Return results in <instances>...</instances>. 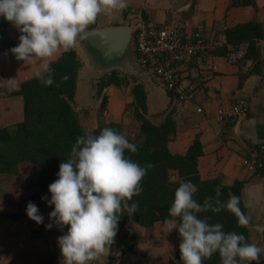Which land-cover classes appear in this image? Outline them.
<instances>
[{
  "label": "crops",
  "instance_id": "obj_1",
  "mask_svg": "<svg viewBox=\"0 0 264 264\" xmlns=\"http://www.w3.org/2000/svg\"><path fill=\"white\" fill-rule=\"evenodd\" d=\"M141 20L153 21L163 27L177 25L189 32L200 31L216 45L213 56L207 61L193 58L179 65L186 83L196 87L197 93L193 102L179 103L173 94L167 92L165 87L146 71L145 79L139 83L147 93V103L151 113L155 110L162 113L166 111L164 113L166 116L174 112L176 131L172 134L169 143V149L173 154H186L198 138L203 146V155L199 158L201 178L203 180L222 178L227 185L235 181L243 183V201L251 217L248 225L250 240L251 243L264 249V170L252 173L242 163L243 158L249 156L253 148L264 146V0H256V5L249 6L237 5L235 0H127L125 9L112 14L102 13L94 24L95 29L111 26H129L134 29ZM249 23L261 25L263 36L260 39L254 38L257 59L248 58L250 52L247 40L233 35L232 43L227 37L228 31H234L238 26ZM258 33L259 31L253 30L250 34L251 37H256ZM72 48L76 50L82 68L85 62L84 55L81 53L80 57L78 50H82L89 58L92 57L95 62L97 57L98 62H103L107 67L105 71L110 67V64L106 63L84 38L77 39ZM67 51L63 49L58 51L51 58V62L58 60ZM124 57L125 55L112 62H123ZM137 65L140 67V64ZM37 72L44 74L39 62L26 65L22 61H17L8 51L0 53L1 86L5 85L11 90H16V87L9 86H20L24 81L36 77ZM81 74L82 70L78 82ZM116 91L117 89L111 86L105 89L109 98L108 108L112 121L123 120L125 111L123 106L134 101L133 96L125 98L126 100L124 98L113 100L110 93L114 94ZM78 94L80 95V91ZM240 98L248 103V118H229L218 122V111L230 110ZM9 99L14 100H0V103H4L5 107L9 108L4 114L0 105V118L5 119V125L9 123L10 116L18 117L19 122L24 117L22 99L16 97ZM150 100H153L152 104H154L151 108ZM16 104L19 108L15 107ZM199 109L202 111L199 112ZM30 190L38 194L40 187L35 186ZM38 209L44 217L43 223L39 225L31 220L26 212L15 218L0 217V264H49V262L63 264L58 243H50L43 231L49 224L51 210ZM55 227L57 226L53 224L52 228ZM54 231L58 233L57 230ZM36 232H42L43 236L36 239L33 236ZM170 232L171 239L176 240L173 242L179 243L178 223L177 228H170ZM36 242L41 243L39 244L41 246L35 245ZM176 244L174 251L179 250V244ZM143 248L138 238V245L133 253L124 257L121 264H165L162 259H167V256L166 258L162 256L161 262H157L153 259L155 258L153 255L149 253L143 255ZM105 255L106 253L93 264H103ZM260 257H264V252ZM111 264L115 263L111 262Z\"/></svg>",
  "mask_w": 264,
  "mask_h": 264
},
{
  "label": "clouds",
  "instance_id": "obj_2",
  "mask_svg": "<svg viewBox=\"0 0 264 264\" xmlns=\"http://www.w3.org/2000/svg\"><path fill=\"white\" fill-rule=\"evenodd\" d=\"M126 7L127 0H0V17L20 32L18 45L8 52L26 65L39 62L44 74L37 72L36 77L42 85L51 86V58L61 49L74 47L101 13L112 14ZM126 150L138 151L116 129L105 127L98 135L86 131L76 138L69 158L59 166L58 179L49 185L51 198L41 197L49 206L54 205L50 220L58 227L67 226V232L57 238L63 264L98 261L114 243L120 218L138 211V202L130 201L143 192L142 181L155 165L141 166L126 157ZM196 191L190 180L182 181L168 209L170 219L165 221L177 228L179 220L183 264H203L214 254H219L220 264H259L264 249L248 243L242 233L225 232L222 224H209L197 216L202 211L226 210L236 216L238 226H246L251 217L241 211L239 197L230 195L213 206L212 196L205 197L203 204L197 202ZM216 195L222 193L217 191ZM26 214L38 225L44 221L31 201ZM52 227L53 223L46 225L48 230Z\"/></svg>",
  "mask_w": 264,
  "mask_h": 264
},
{
  "label": "trees",
  "instance_id": "obj_3",
  "mask_svg": "<svg viewBox=\"0 0 264 264\" xmlns=\"http://www.w3.org/2000/svg\"><path fill=\"white\" fill-rule=\"evenodd\" d=\"M237 5H256V0H235ZM12 24L0 17V53L8 51L18 45L19 39L10 35ZM95 24L89 25L87 30L95 29ZM257 30L256 37H251V31ZM240 36L249 42V52L252 59H257L255 39L261 38V25L249 23L238 26L234 31H228V40L233 43L232 36ZM255 38V39H254ZM242 40V39H241ZM54 69V83L51 86H44L37 77H33L20 84L17 90L0 85V100L8 97L22 99L23 120L11 128L0 126V176L9 177L20 174V166L24 163H32L38 167L37 181H33L28 188L40 187L39 193L32 196L30 201L38 208H50L46 200L41 197L51 198L49 185L58 179L57 173L62 162L69 158L72 146L78 136L90 131L98 135L105 127L113 128L122 133L123 127L115 122H107L104 119V112L108 109L109 98L103 95L106 88L123 86L122 80L116 71L107 74L98 81L97 97L102 98L99 106V126L95 130H89L80 119L75 104L78 96V79L82 62L74 48L63 53L56 61L51 62ZM67 77V79H63ZM169 92V91H167ZM171 93V92H169ZM134 97V118L140 124V133L137 137H127L130 143L137 146L138 151L125 152L126 157L145 166L149 163L155 167L148 170L142 181L143 192L134 196L132 202H138V211L131 217L125 213L119 221L117 235L109 250L117 248L120 258L133 253L138 245V236L129 232L128 225L134 222L142 228H151L155 223L166 221L168 209L174 199V193L182 181L190 180L196 185L197 191L194 198L203 204L205 197L212 196L211 203L216 206V201H227L230 195L239 197V207L245 216H250L243 201V183L235 181L231 185L223 182L222 178L203 180L199 172V158L203 155V146L197 138L190 146L186 154H173L169 149L171 136L176 131L174 112L167 114L164 120H152L149 114L147 93L140 83L132 88ZM172 94V93H171ZM103 95V96H102ZM173 97V95H172ZM166 112V111H165ZM163 112L162 114H164ZM151 117V118H150ZM220 191L222 195L217 196ZM1 192V186H0ZM198 218L205 219L209 224L220 223L224 226L225 232L235 231L242 233L248 243L250 240L249 224L238 226L236 216L226 210L219 213L202 211L197 213ZM14 217L11 212H4L1 218ZM54 223V221H49ZM179 225V220H177ZM125 232V233H124ZM122 233V234H121ZM122 236L120 239L119 237ZM180 236V235H179ZM180 240L182 238L180 237ZM119 244V245H118ZM117 246V247H116ZM173 259L178 264L180 260L179 250L173 254ZM245 261L242 264H247ZM49 264H53L52 262ZM203 264H220L219 254H214L211 259H206ZM256 264V262H251ZM259 264H264V257H260Z\"/></svg>",
  "mask_w": 264,
  "mask_h": 264
},
{
  "label": "rangeland",
  "instance_id": "obj_4",
  "mask_svg": "<svg viewBox=\"0 0 264 264\" xmlns=\"http://www.w3.org/2000/svg\"><path fill=\"white\" fill-rule=\"evenodd\" d=\"M10 35H12L15 38L19 37L20 35L19 32L13 27V25L10 28ZM80 38L82 39L83 36H79L77 39H80ZM133 48H134V43H132L129 53L125 55L124 57L125 61L112 63L111 66L107 69V71H105L107 67L103 65L104 64L103 62H98L97 57H95V60H96L95 62L92 57L89 58L88 56H86L85 55L86 53L84 54L83 51L79 48L81 50V51L78 50L79 55L80 57H81V53L84 55L85 62H83L84 68L81 67L80 69V71L82 70V74H81L80 82H78V89L80 88V90L78 91H80V95L78 94V96L76 97L75 104L73 105L76 111L83 113V114L79 113L80 119L84 125L86 122L85 127H87L89 130H95L99 126L100 117H99L98 109L101 104L102 98L97 97V93H98L97 83L102 77L106 76L107 74H110L113 71H116L117 75L121 79H123L122 80L123 86L121 88H118L116 86H111L117 89L116 93L114 94L110 93V97L115 101H118L123 98L127 99L128 97L132 96L131 94L132 88L136 86L140 81L145 79L146 70H144L143 68L140 69L141 66L139 67L137 65L140 63H139L137 56L135 55V51ZM71 49H69L68 51H70ZM0 83H2V81ZM2 86L6 87L5 85H2ZM9 87L10 88L16 87L17 89L19 88V86H14V85L12 86L10 85ZM103 95H106L105 90L103 92ZM9 98H13V97H8V98L6 97L4 98V100L5 101L14 100V99H9ZM149 103H150V108H151V105H154L152 104L153 100H150ZM0 105H1L2 112L6 114L9 111V108L7 106L5 107V104L2 102L0 103ZM15 107L19 108V105L16 104ZM91 109L95 110V113H96L93 115V117L90 112ZM123 109L125 110L123 114V118H122L123 120L112 121L113 118H111L110 116L109 108L107 109L106 112H104V119L106 118L108 120L107 122H115L117 124H120L123 127V130H122L123 135H125L126 137L135 138L140 133V124L134 118V106L132 103H126L125 106H123ZM148 109H149V106H148ZM85 110L86 111L88 110L90 113L87 114L88 112H86ZM19 114H15V115L19 116ZM149 115L155 116L153 118L150 117L154 121L155 120L162 121L164 120V117H165V115L162 114V112L156 111V110L152 113L149 111V114L147 115V117H149ZM17 119L18 117L14 115L10 116L8 119L9 123L5 125V119L1 117L0 126L11 128L15 124L19 123ZM93 119L95 121H93ZM14 121H17V122L14 123ZM242 163H243V160H242ZM38 171L39 169L38 167H36V165L32 163H24L20 166V174L18 176H14V177H9L6 175L0 176V186H1L0 217L4 212H11L14 214V216H19L21 214H24V212H26V207H27L28 202H30V198L37 194L34 192V190H30L27 187L30 184H32L33 181L35 180L37 181ZM45 209L50 210L49 207L44 208V210ZM170 228H172V226L169 224H166L165 221L158 222L150 230L148 228H142L139 225L135 224L134 222H130L127 230L129 232H134L138 236V238H140L141 244L142 246H144L142 250L143 255H145V253H149V255H153L155 257L153 259H155V261L157 260V262L159 261L161 262L160 258H162V256L165 258L167 256V259H162L165 261V264H178L173 259V254L175 252L174 250H176L175 248L177 246L174 247L176 243H174L173 241H176V240L171 239ZM54 229L57 230L58 233H56ZM54 229L51 228V230H48L46 227H44L43 231L46 233L47 239L49 240L50 243L57 244L58 243L57 238L67 232V226H63V227L57 226ZM33 236H35L36 239H40L43 236V233L36 232ZM121 237L122 236H120L119 239ZM177 241H179V243L177 242L176 245L181 243L179 237H177ZM40 242L42 241L40 240ZM39 244L41 243L39 242L35 243V245L41 246ZM171 251H174V252H171ZM108 255L110 256L108 257ZM102 262L103 264L105 262H106L105 264H108V262L109 264H111V262L115 264H121L122 259L120 258L117 248L106 252V255L104 256V259Z\"/></svg>",
  "mask_w": 264,
  "mask_h": 264
},
{
  "label": "built area",
  "instance_id": "obj_5",
  "mask_svg": "<svg viewBox=\"0 0 264 264\" xmlns=\"http://www.w3.org/2000/svg\"><path fill=\"white\" fill-rule=\"evenodd\" d=\"M132 41L141 68L171 92L179 103L195 100L196 87L186 83L179 65L193 58L207 61L215 52V44L200 31L189 32L177 25L163 27L149 20H141L136 25ZM248 116V103L240 98L230 110H219L217 119L223 122L229 118L246 119ZM243 164L252 173L264 170V146L253 148L250 155L243 158Z\"/></svg>",
  "mask_w": 264,
  "mask_h": 264
},
{
  "label": "water",
  "instance_id": "obj_6",
  "mask_svg": "<svg viewBox=\"0 0 264 264\" xmlns=\"http://www.w3.org/2000/svg\"><path fill=\"white\" fill-rule=\"evenodd\" d=\"M81 36L100 54L106 63L110 64L112 61H116L129 53L134 36V29L129 26H111L88 30ZM86 112H88L87 114L91 112L92 117L96 114L95 110L92 109L90 112L88 110ZM93 121L95 120L93 119Z\"/></svg>",
  "mask_w": 264,
  "mask_h": 264
},
{
  "label": "flooded vegetation",
  "instance_id": "obj_7",
  "mask_svg": "<svg viewBox=\"0 0 264 264\" xmlns=\"http://www.w3.org/2000/svg\"><path fill=\"white\" fill-rule=\"evenodd\" d=\"M95 52L97 53V51H95ZM97 54H98V53H97ZM112 63H115V62H111V63H110V66H111Z\"/></svg>",
  "mask_w": 264,
  "mask_h": 264
}]
</instances>
